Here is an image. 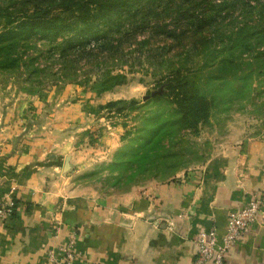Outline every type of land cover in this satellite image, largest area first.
Listing matches in <instances>:
<instances>
[{
	"label": "rangeland",
	"instance_id": "obj_1",
	"mask_svg": "<svg viewBox=\"0 0 264 264\" xmlns=\"http://www.w3.org/2000/svg\"><path fill=\"white\" fill-rule=\"evenodd\" d=\"M132 5L99 68L87 63L98 52L66 55L58 37L0 25V126L59 145L57 171L79 191L145 194L264 134V32L241 35L264 9L176 22L171 0Z\"/></svg>",
	"mask_w": 264,
	"mask_h": 264
},
{
	"label": "crops",
	"instance_id": "obj_2",
	"mask_svg": "<svg viewBox=\"0 0 264 264\" xmlns=\"http://www.w3.org/2000/svg\"><path fill=\"white\" fill-rule=\"evenodd\" d=\"M14 135L0 126V201L12 203L0 219V264H41L70 238L68 264H196L195 234L221 232L227 213L252 196L261 199L256 219L224 264H264V134L145 194L103 195L64 184L52 140Z\"/></svg>",
	"mask_w": 264,
	"mask_h": 264
},
{
	"label": "trees",
	"instance_id": "obj_3",
	"mask_svg": "<svg viewBox=\"0 0 264 264\" xmlns=\"http://www.w3.org/2000/svg\"><path fill=\"white\" fill-rule=\"evenodd\" d=\"M7 4L0 6L1 28L13 24L19 28L13 38L17 35L28 34L39 38L48 37L49 39L60 38V52L63 54H91L98 52L99 58H93L87 62L92 67L99 68L100 61H105V48L113 39L109 37L113 27L115 31L123 24L124 18L136 16L137 9L132 5V0H4ZM171 4L176 7L174 17L178 19H211L216 13H232L237 6H253L254 9H264V0H204V3L197 0H171ZM232 5L233 11L230 12L226 5ZM132 6L134 8H132ZM194 9H197L194 12ZM213 13V14H211ZM257 15H262L258 13ZM222 16V15H221ZM264 15L255 18V23L248 26L247 30H241L244 38L264 32ZM8 30H4L7 33ZM74 38L76 42L73 43ZM8 41V38H7ZM84 51V46L88 43ZM9 45V43H6ZM229 47V46H228ZM228 49H231L229 47ZM101 53H104L101 55ZM98 79L105 81L112 77L109 71L102 70ZM125 100H116L123 102ZM106 102L104 106H108Z\"/></svg>",
	"mask_w": 264,
	"mask_h": 264
},
{
	"label": "built area",
	"instance_id": "obj_4",
	"mask_svg": "<svg viewBox=\"0 0 264 264\" xmlns=\"http://www.w3.org/2000/svg\"><path fill=\"white\" fill-rule=\"evenodd\" d=\"M261 199L252 196L241 207L227 213L223 230L217 232L214 227L199 230L194 238L195 251L193 262L196 264H224V256L232 244H234L256 219ZM12 212L10 201H0V219ZM72 238L56 249H47L41 264H68L74 258Z\"/></svg>",
	"mask_w": 264,
	"mask_h": 264
}]
</instances>
